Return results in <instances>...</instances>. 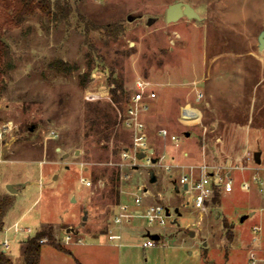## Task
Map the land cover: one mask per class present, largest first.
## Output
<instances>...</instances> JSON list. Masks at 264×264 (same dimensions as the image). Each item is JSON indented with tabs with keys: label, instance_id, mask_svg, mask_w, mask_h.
I'll list each match as a JSON object with an SVG mask.
<instances>
[{
	"label": "rangeland",
	"instance_id": "374dc122",
	"mask_svg": "<svg viewBox=\"0 0 264 264\" xmlns=\"http://www.w3.org/2000/svg\"><path fill=\"white\" fill-rule=\"evenodd\" d=\"M68 1V21L43 26L29 19L6 35L14 60L0 91V127L12 124L0 140V200L11 204L0 232V243L9 241L7 254L21 264V243L51 226L70 254L44 244L43 264H245L251 253L264 264V194L251 178H264V48H258L264 0ZM177 2L192 6L201 19L167 22V7ZM86 24L93 28L86 31ZM111 24L124 30L118 39L103 37L101 28ZM55 61L74 69L57 72ZM89 70L91 80L81 87L78 77ZM111 73L127 99L138 80L157 95L144 116L155 164L148 155L131 166L123 159L131 138L120 125L116 153L113 138L102 142L103 149L89 130L86 107L110 102ZM102 87L110 88L109 99H84L87 90ZM185 108L196 118L184 119ZM160 130L178 143L158 138ZM200 164L219 168L223 180L227 166L246 168L230 171L233 191L225 193L221 184L218 201L203 214L187 204L179 185L189 167ZM244 180L250 191L241 189ZM134 196L143 205L162 204L169 216L163 226L131 219L121 227L119 247L108 240L110 231L118 232L113 215ZM15 224L31 232L16 233ZM147 231L160 239L144 248Z\"/></svg>",
	"mask_w": 264,
	"mask_h": 264
},
{
	"label": "built area",
	"instance_id": "2783aa9c",
	"mask_svg": "<svg viewBox=\"0 0 264 264\" xmlns=\"http://www.w3.org/2000/svg\"><path fill=\"white\" fill-rule=\"evenodd\" d=\"M92 78H95V74H92ZM103 88V87H102ZM99 88L95 90H87L84 95V99L88 102H96L104 98L109 99V87ZM157 95L154 90L150 89L148 83L143 81L135 82L134 92L129 96L123 109L117 108L116 119L118 125L121 126L125 131L128 132L131 138V147L122 150L123 159H129L130 166L133 164L132 161H136L137 156L140 154L148 155V162L153 159V150L149 147L148 141V130L144 121L145 113L149 110V104L156 99ZM182 116L184 119L193 120L195 114L185 108L182 110ZM12 130V124L6 123L0 127V140L5 132ZM158 135L162 138H168L175 144L178 143L179 139L175 135H170L166 130H160ZM159 160L156 159V163ZM132 163V164H131ZM123 168V167H122ZM167 171L171 169V166L165 167ZM197 169L199 171L198 178L194 177L193 171ZM229 170L226 173L224 180L220 177L219 168L213 169L205 164L199 166H190V172L187 175H183L179 179V185L189 195V204L194 205L202 214L207 212V206L215 196V192L219 193L220 186L223 184V190L225 193H231L233 191V180L231 177V170L243 171L245 167H232L227 166ZM252 181L256 184L259 193L264 194V178L259 177L257 174L251 176ZM80 183L85 187H90L91 182L84 177L80 178ZM216 186V188H215ZM251 183L244 180L241 189L244 191L251 190ZM146 192V191H145ZM142 204V197L134 196L133 203L120 202L115 209L113 215V224L117 228L118 232H109L108 240L110 242H116L117 245H121L122 234L121 227L123 224L129 223L133 218H143L146 220L148 225L158 224L163 226L165 219L168 217L167 211L162 204H151L143 210H138ZM14 231L16 233L25 231L20 228L17 224L14 225ZM259 227H254L253 232L258 233ZM70 238L66 237V241ZM41 242H44L42 240ZM156 241L148 239L142 243V246L152 247ZM9 245L8 240H4L1 243L0 249L5 251V248ZM257 259L253 253H251L245 264H257Z\"/></svg>",
	"mask_w": 264,
	"mask_h": 264
},
{
	"label": "trees",
	"instance_id": "16d2710c",
	"mask_svg": "<svg viewBox=\"0 0 264 264\" xmlns=\"http://www.w3.org/2000/svg\"><path fill=\"white\" fill-rule=\"evenodd\" d=\"M72 14L73 7L68 0H0V91L3 89V76L14 68L11 47L8 43L3 42V39L6 40V35L20 28L29 19L38 18L43 26H50L52 23L68 21ZM89 26L93 28L90 24H86V31L90 28ZM101 29L103 37L107 39H118L124 33L123 28L119 24L107 25ZM51 68L63 73H70L74 69L63 61H55ZM90 70L78 77L81 87H85L91 80ZM109 80L114 85V88L110 90V102H106L103 105L100 103L88 104L85 119L89 124V130L96 137L95 141L97 144L108 142L112 138L116 141V149L114 151L116 153L119 150L117 141L120 136L115 130V126L118 123L113 105L118 106L122 110V105L127 101V94L122 83L113 78V73L110 74ZM102 148L107 149L103 144ZM213 201H218L217 191ZM10 207V203L0 200V232L3 230V217ZM42 240L44 242H41ZM44 244L70 254L69 250L55 240L53 228L49 226L37 231L21 243V264H39L41 248ZM0 264H14L1 249Z\"/></svg>",
	"mask_w": 264,
	"mask_h": 264
},
{
	"label": "water",
	"instance_id": "95a60500",
	"mask_svg": "<svg viewBox=\"0 0 264 264\" xmlns=\"http://www.w3.org/2000/svg\"><path fill=\"white\" fill-rule=\"evenodd\" d=\"M182 17H186L188 19H195V20H200V16L199 14L195 11V9L190 6L187 3H183V2H177L174 4H171L167 7L166 10V21L167 22H175L177 21L179 18ZM3 42H6L3 39ZM258 48L261 50L262 48H264V32H261L259 37H258ZM185 137H189V133H184ZM145 158V154H140L137 156V159H143ZM254 160L257 164L260 163V153H255L254 154ZM151 164H155L156 163V159H151L150 160ZM150 175V182L154 183L156 181V177L153 171L149 172ZM7 189L11 192V193H15L16 191L13 189V187L11 185H7ZM167 211V215L169 216L168 210ZM191 235H194V232L190 231ZM157 238V237H156Z\"/></svg>",
	"mask_w": 264,
	"mask_h": 264
},
{
	"label": "crops",
	"instance_id": "0c3cea01",
	"mask_svg": "<svg viewBox=\"0 0 264 264\" xmlns=\"http://www.w3.org/2000/svg\"><path fill=\"white\" fill-rule=\"evenodd\" d=\"M158 133H159V131L157 132V137L159 136L158 135ZM159 138V137H158ZM152 149V148H151ZM153 150V153H154V149H152ZM162 157V156H161ZM160 157V158H161ZM185 157H187L186 155H185ZM155 159V158H154ZM201 165V164H200ZM199 166V165H198ZM195 167V166H194ZM194 173V177L195 178H198V176L199 175H197V173H195V172H193ZM249 177H245V179H248ZM5 184L7 185V182H5ZM219 193H220V190H219ZM218 193V194H219ZM213 200V199H212ZM122 202H127V203H130L129 201H126V200H124V201H122ZM212 202V201H211ZM210 202V203H211ZM209 203V204H210ZM187 204H189V203H187ZM208 204V205H209ZM148 205H151V204H146V205H143V202H142V204H141V206L138 208V210H143V209H145ZM6 215V214H5ZM250 215H254V213H252V214H250ZM5 217V216H4ZM4 217H3V219H4ZM2 222H3V229H4V221L2 220ZM47 227H49V226H47ZM47 227H44V228H47ZM23 229H25V231H22V232H24V233H30L31 231L28 229V228H23ZM43 229V228H42ZM114 229H116V228H114ZM39 231V230H38ZM116 231V230H115ZM37 232V231H36ZM35 232V233H36ZM34 233V234H35ZM145 236H147L148 238H147V240L148 239H151V237H152V235L147 231V233H146V235ZM157 237V238H156ZM153 238L155 239V241L156 240H159L160 239V236L159 235H153ZM154 239H151V240H154ZM69 241V240H68ZM68 241H65V243H66V246H68V245H70V243H68ZM1 244V243H0ZM76 244V243H75ZM117 245V244H116ZM117 246H119V245H117ZM121 246V245H120ZM119 246V247H120ZM64 248H65V246H63ZM66 249V248H65ZM54 250L58 253V254H61V253H64V252H62V251H59V250H57V249H55L54 248ZM5 253H6V255L12 260V258L7 254V252L6 251H4ZM51 256H50V258H52L53 259V257L54 258H60V257H58L57 255H54V254H50ZM20 257H21V252H20ZM21 260H22V258H21ZM13 261V260H12ZM14 263V262H13ZM15 264V263H14ZM39 264H43V262H42V253L40 254V261H39Z\"/></svg>",
	"mask_w": 264,
	"mask_h": 264
},
{
	"label": "bare ground",
	"instance_id": "6f19581e",
	"mask_svg": "<svg viewBox=\"0 0 264 264\" xmlns=\"http://www.w3.org/2000/svg\"><path fill=\"white\" fill-rule=\"evenodd\" d=\"M196 116V115H195Z\"/></svg>",
	"mask_w": 264,
	"mask_h": 264
}]
</instances>
